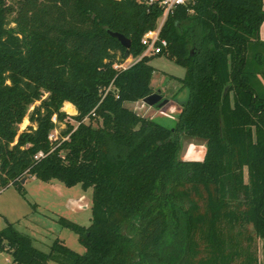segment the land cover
<instances>
[{"label":"trees","instance_id":"obj_1","mask_svg":"<svg viewBox=\"0 0 264 264\" xmlns=\"http://www.w3.org/2000/svg\"><path fill=\"white\" fill-rule=\"evenodd\" d=\"M190 8H175L160 31L167 47L157 56L184 68L178 81L188 91L167 128L124 106L154 93L152 57H141L140 40L162 15L156 5L0 0V188L25 196L21 181L34 177L92 189L88 226L56 220L77 235L82 254L59 239L42 252L6 222L0 253L10 264H258L263 1L195 0ZM110 33L130 40L128 57ZM129 57L131 65L114 69ZM64 103L76 115L62 111ZM183 138L205 143L201 160L179 159Z\"/></svg>","mask_w":264,"mask_h":264},{"label":"rangeland","instance_id":"obj_2","mask_svg":"<svg viewBox=\"0 0 264 264\" xmlns=\"http://www.w3.org/2000/svg\"><path fill=\"white\" fill-rule=\"evenodd\" d=\"M17 1L6 0V5L15 7ZM128 65H131V61L125 62L124 66L127 67ZM150 65L154 69L150 83L153 91H158L160 95L162 94L163 102L176 101L184 103L187 99L188 91L178 81L185 74L184 68L163 55L152 57ZM124 106L142 117L152 118L154 116L153 119H156L167 128H171L174 125L175 115H167L166 118L152 115L154 112H158L163 105L161 107H149L140 102L125 103ZM162 108L163 110L167 109L166 105ZM31 110L32 107L30 108ZM62 111L67 115H72L64 110V105ZM25 120L26 125L21 126V123L18 126L19 133L24 131L29 125L28 119L25 118ZM66 121L73 124L70 119H66ZM61 129H64L63 124H59L57 127L58 134ZM204 144L200 140L183 138L179 159L193 160L200 158L205 151ZM244 180L247 181L246 171H244ZM21 185L25 191V196H22L12 185L0 188V230L8 222L18 232L29 236L32 239L33 246L42 252L47 253L52 242L55 239H59L70 250L82 254L84 248L78 243L77 235L59 226L56 220L58 217H63L80 226H88L91 218L92 189L89 188L84 191L79 184L73 187H65L57 180L41 182L34 177H27ZM246 229L248 235L253 237L252 228L248 226ZM254 243L258 264H264V240L257 239ZM201 256L198 255V258ZM185 257L186 255H183L182 259ZM10 259L9 254L0 253V264H10L8 262ZM49 264L55 263L50 262Z\"/></svg>","mask_w":264,"mask_h":264},{"label":"built area","instance_id":"obj_3","mask_svg":"<svg viewBox=\"0 0 264 264\" xmlns=\"http://www.w3.org/2000/svg\"><path fill=\"white\" fill-rule=\"evenodd\" d=\"M145 5H156L162 12L161 17L157 21L155 28L146 31L141 37L140 43L144 47L141 57H154L159 55L167 47V42L160 37L162 25L167 16L174 11L175 8L181 6L186 8L187 12H192L190 5H193L195 0H137ZM131 58V57H130ZM131 64L135 61L131 58ZM124 62L122 64H115L114 69L125 68ZM129 66V65H128ZM51 122L57 125L56 116L52 115ZM58 137L57 128H55L48 136V140H56ZM68 137L63 138L66 140ZM41 154L35 156L38 158Z\"/></svg>","mask_w":264,"mask_h":264},{"label":"crops","instance_id":"obj_4","mask_svg":"<svg viewBox=\"0 0 264 264\" xmlns=\"http://www.w3.org/2000/svg\"><path fill=\"white\" fill-rule=\"evenodd\" d=\"M262 1H263V10H264V0H262ZM259 41L261 43H263L260 46H258V51L261 53V55L263 57L262 70H263V73H264V21L262 22V24L259 27ZM130 60H131V58L129 57V58H127L124 61V63L127 62V61H130ZM258 79H259V81L261 82V84L264 87V75H258ZM161 96H162V94H161ZM140 102L142 103V101H137V102H134V103H140ZM66 104L71 106L72 113H70V114H72V115L76 114V110H75L74 106L71 105L70 103H64V106ZM182 104H183V102L182 103L181 102H176V101L167 102V104H166L167 109L166 110H163V108H161L158 112H154L152 115H158L159 117H162V118H166L167 115H176V113L178 112V110H179V108L181 107ZM8 262L10 263L11 259Z\"/></svg>","mask_w":264,"mask_h":264},{"label":"water","instance_id":"obj_5","mask_svg":"<svg viewBox=\"0 0 264 264\" xmlns=\"http://www.w3.org/2000/svg\"><path fill=\"white\" fill-rule=\"evenodd\" d=\"M110 35H111L112 37H115V38L120 42L121 46H122L123 48L126 49V52H125L124 55H125V57H128V49H129V47H130V45H131L130 40H128V39L125 38L123 35L118 34V33H110ZM225 92H226V89H225ZM162 100H163V97H162V96L159 94V92L157 91V92L152 93V94L149 95L148 97L144 98V99L142 100V102H143L145 105L149 106V107H152V106L161 107L162 105H163L162 107H164V106L167 104V101H164V102H163ZM162 107H161V108H162ZM161 108H160V109H161ZM180 109H181V107L179 108V110H178V112L176 113V115L179 113ZM176 115H175L174 119H176ZM174 119H173V120H174ZM202 157H203V154H202V156H201L200 158H198V159H193V160H188V159H186V160H188V161H199V160L202 159ZM24 182H25V179L21 181L22 184H23ZM84 208H85V206H84Z\"/></svg>","mask_w":264,"mask_h":264},{"label":"bare ground","instance_id":"obj_6","mask_svg":"<svg viewBox=\"0 0 264 264\" xmlns=\"http://www.w3.org/2000/svg\"><path fill=\"white\" fill-rule=\"evenodd\" d=\"M64 110L67 111V113H72L71 106L68 105V104H66V105L64 106ZM24 125H26V120H25V119L23 120L21 126H24Z\"/></svg>","mask_w":264,"mask_h":264}]
</instances>
